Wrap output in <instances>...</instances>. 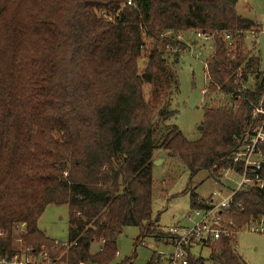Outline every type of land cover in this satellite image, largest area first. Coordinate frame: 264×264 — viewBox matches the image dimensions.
<instances>
[{
	"label": "trees",
	"instance_id": "obj_1",
	"mask_svg": "<svg viewBox=\"0 0 264 264\" xmlns=\"http://www.w3.org/2000/svg\"><path fill=\"white\" fill-rule=\"evenodd\" d=\"M128 1L0 0L1 256L30 250L52 262L61 256L59 264H110L124 227H138L140 242L152 225L155 151L177 158L190 179L207 171L219 183L232 165L235 138L264 94L260 60L244 42L258 24L237 13V0ZM188 31L211 38L209 96L232 94L236 106L204 108L194 142L165 125L178 91L174 50L186 49L174 35ZM240 83L248 88L237 94ZM185 192L192 209L203 207ZM50 205L67 207L64 244L37 226ZM226 212L233 233L258 224L264 189L237 192ZM237 234L191 263L247 264L235 251ZM94 244L101 249L92 254Z\"/></svg>",
	"mask_w": 264,
	"mask_h": 264
},
{
	"label": "rangeland",
	"instance_id": "obj_2",
	"mask_svg": "<svg viewBox=\"0 0 264 264\" xmlns=\"http://www.w3.org/2000/svg\"><path fill=\"white\" fill-rule=\"evenodd\" d=\"M236 10L241 17L256 21L260 28L255 38L246 34L244 42L246 49L259 58L260 68L264 71V0H237ZM181 35L180 40L177 39L179 34L174 36L186 49L184 52L174 50L180 52L175 67L178 91L174 94L169 107L174 115L165 125L176 126L186 140L194 142L201 136L204 108L210 106L229 108V99L224 97V100H218V96L215 95L206 98L203 96L202 90L209 85L205 77L204 64L212 53L210 43L197 37L193 31ZM145 43L149 47V42ZM144 62V60L139 62L140 68ZM148 92L149 89L146 87L144 90L146 98ZM227 176L238 181V177L232 173ZM152 179V225L140 242L141 231L138 227H124L116 239V256L110 264H147L153 254L167 255L170 248L162 243L160 232H165L169 227L176 225H186V216L192 215L190 195L185 191H193L199 198L205 199L221 189L218 183L210 179L207 171H199L190 179L188 170L181 162L163 150L154 153ZM222 183L223 188L233 187V183L227 179H222ZM222 191L224 193L225 189ZM37 226L47 238L56 243H66L67 207L48 206L39 218ZM98 248V245L94 244L91 253L94 254ZM235 251L247 264H264V233L251 229L240 231L236 235ZM191 253L196 257L207 258L209 248L194 247ZM60 257L55 261L59 262Z\"/></svg>",
	"mask_w": 264,
	"mask_h": 264
},
{
	"label": "built area",
	"instance_id": "obj_3",
	"mask_svg": "<svg viewBox=\"0 0 264 264\" xmlns=\"http://www.w3.org/2000/svg\"><path fill=\"white\" fill-rule=\"evenodd\" d=\"M127 4L130 5V0ZM195 33L197 37L209 42L212 50L210 36L208 37L199 32ZM246 34L253 38L256 37V32L254 31ZM170 35V33H166V36ZM179 35L177 36L178 40L181 39V34ZM223 40L227 50L231 51L234 49L230 34L223 35ZM204 69L206 72V63L204 64ZM205 77L208 80L206 73ZM241 77L242 70L238 69L234 75V83L240 80ZM247 88L248 85L246 83H240V87L236 90L237 94ZM202 94L205 98L209 96L208 87L202 90ZM233 96L232 94L220 93L218 100H224V97H227L229 99L228 107L234 109L236 106L231 102ZM235 141L236 147L231 155L232 165L220 172L218 184L221 189L205 199L198 197L197 204H201L203 207L192 209V215L186 216V225H176L169 227L165 232H160L162 243L170 248L167 255L156 254L160 257L161 264H194L190 260L192 258L195 262L197 258L191 253L194 247L201 249V247H207L210 243L219 241L223 237H231L237 234L231 231L234 223L226 215L233 196L237 192L248 189H264V94L259 104L250 112L249 125L246 131L236 137ZM229 173L237 176L238 181L229 179L227 176ZM222 179L231 181L233 187L229 188L226 186V188H223ZM223 189H225L224 193ZM248 229L264 233V219H261L258 224L251 222ZM100 249L101 247L99 251ZM21 251L11 256L0 255V264H59L57 261L52 262L46 253L32 254L30 250Z\"/></svg>",
	"mask_w": 264,
	"mask_h": 264
},
{
	"label": "crops",
	"instance_id": "obj_4",
	"mask_svg": "<svg viewBox=\"0 0 264 264\" xmlns=\"http://www.w3.org/2000/svg\"><path fill=\"white\" fill-rule=\"evenodd\" d=\"M256 22V21H255ZM182 36V35H181ZM175 219H177V216L175 217Z\"/></svg>",
	"mask_w": 264,
	"mask_h": 264
},
{
	"label": "water",
	"instance_id": "obj_5",
	"mask_svg": "<svg viewBox=\"0 0 264 264\" xmlns=\"http://www.w3.org/2000/svg\"><path fill=\"white\" fill-rule=\"evenodd\" d=\"M200 130H201V127H200Z\"/></svg>",
	"mask_w": 264,
	"mask_h": 264
}]
</instances>
